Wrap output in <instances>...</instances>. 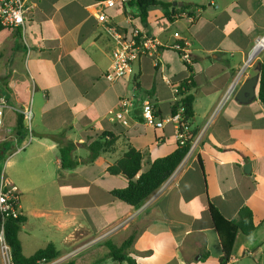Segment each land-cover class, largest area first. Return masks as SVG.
Here are the masks:
<instances>
[{"label":"crops","instance_id":"1","mask_svg":"<svg viewBox=\"0 0 264 264\" xmlns=\"http://www.w3.org/2000/svg\"><path fill=\"white\" fill-rule=\"evenodd\" d=\"M158 1L169 7L151 8L143 19L138 8L105 9L110 22L102 24L99 0H31L25 34L6 31L20 40L12 49L20 64L6 71L0 90L9 103L0 127V183L20 191L24 256L53 243L60 256L50 264H123L107 258L108 246L135 236L129 254L137 264H221L214 205L228 220L238 219L245 206L255 215L256 230L238 235L229 264L264 261L260 81L252 104L235 99L246 80L260 76L264 49L254 62L249 59L264 37V0ZM115 25L149 34L160 47L156 56L140 60L133 77L110 82L115 41L109 29ZM176 43L191 55L192 71L170 48ZM190 78L195 116L188 126L197 135L189 154L141 206L114 198L112 192L129 183L108 169L129 145L144 156L142 172L178 148L177 125L169 119L177 103L174 90ZM127 97L134 100L124 125L113 116ZM147 98L167 119L163 129L142 121ZM17 109L32 110L31 132L19 130ZM105 132L118 137L114 152L74 170L62 168V141L73 142L82 161L89 156L87 145Z\"/></svg>","mask_w":264,"mask_h":264},{"label":"trees","instance_id":"2","mask_svg":"<svg viewBox=\"0 0 264 264\" xmlns=\"http://www.w3.org/2000/svg\"><path fill=\"white\" fill-rule=\"evenodd\" d=\"M132 5L138 8L142 19L147 16V13L151 8L169 7L168 4L158 0H134ZM182 9H186V7L184 6ZM7 30L9 29H6L0 22V34ZM18 30L17 35L22 37L21 29ZM125 31L128 32L127 29H125ZM188 68L192 71L190 66ZM194 87L195 82L192 78L183 82L179 86L178 95L180 100L177 101L173 107L174 116L178 114L181 108H184L185 111L182 114V117L188 124L193 121L195 116V97L190 93ZM259 100L264 107V60L260 63ZM25 129L26 126L24 116L20 115L19 130L25 131ZM196 135L197 132L190 133L189 137L183 144L180 142L178 143V148L171 155L156 160L147 172H142L144 163L143 154L136 150L133 146L129 145L127 151L122 155V157L108 169L111 175L125 176L129 183L126 188L114 190L112 192V196L132 207L141 206L176 172L192 149ZM117 141L118 137L113 133H103L87 145L89 156L82 161H79L78 157L75 156V152L77 150L76 145L73 142L64 143V141H62L59 145L62 168L65 170H74L80 165L93 164L102 155L114 152ZM210 212L214 227L222 243L223 256L221 258V264H229L238 235L242 234L244 236H250L256 230L254 212L251 208L245 206L240 210L238 219L236 220L226 219L214 205L210 206ZM25 221L26 219L20 216L17 219L10 218L6 222L5 237L11 248L14 264H38L43 260L51 262L59 258L60 253L53 243L49 244L46 248L39 250L31 257L24 256L22 245L19 240V232ZM134 241L135 236H132L120 247L109 244L108 247L110 252L107 258H111L115 262L123 264H137L136 260L129 254ZM104 261L105 259H100L93 264H101Z\"/></svg>","mask_w":264,"mask_h":264},{"label":"built area","instance_id":"3","mask_svg":"<svg viewBox=\"0 0 264 264\" xmlns=\"http://www.w3.org/2000/svg\"><path fill=\"white\" fill-rule=\"evenodd\" d=\"M134 0H101L99 5L102 10L98 15V21L102 24L110 22L105 9H113L116 7H122L125 13L137 8L132 5ZM31 0H0V22L9 30L21 29L25 34L26 17L30 10L29 3ZM128 17L132 19L133 15L128 14ZM122 26H112L109 31L112 38L115 41V46L112 52V64L109 72L106 75V79L110 82H116L131 78L136 73V66L140 60L145 56H156L159 51L158 42L153 39L149 34H146L138 29L132 28L125 31ZM174 51L178 52L184 63L189 67L192 65V57L186 51V48L181 43H176L170 47ZM264 49V37L260 39L254 48L253 53L256 50ZM250 56L249 63L253 60ZM176 93V100L179 101V88L174 90ZM134 97H127L121 100V111L113 116L114 120H121L124 125H128V120L123 118V114L127 112L132 106ZM9 107L7 97L0 98V127L3 125V110ZM184 108H181L177 115H173L169 121H173L177 125V137L180 143L189 137L190 130L188 123L184 121L182 114ZM20 115L24 116L25 126L27 130H32L33 112L31 109L21 110L17 109ZM142 121L150 127L156 129H163L167 119L161 118L158 114V110L154 102L147 98L142 103L141 115ZM25 147L19 149L23 150ZM20 205V191L18 187L8 185L4 180L0 183V251L5 264H14L12 259L11 248L8 245L5 237L6 222L10 218H19L21 216L19 211ZM45 260L38 264H50Z\"/></svg>","mask_w":264,"mask_h":264},{"label":"rangeland","instance_id":"4","mask_svg":"<svg viewBox=\"0 0 264 264\" xmlns=\"http://www.w3.org/2000/svg\"><path fill=\"white\" fill-rule=\"evenodd\" d=\"M19 41L20 40L17 37L9 38L8 33L6 31L0 34V90L1 88H4V84L6 83L3 77L6 71H10L11 67H16L17 62L20 64L18 56H16V52L12 50L13 46L17 45ZM256 59L257 57L254 58L252 62H254ZM2 263L5 264L3 258ZM260 263L263 264L264 261L262 260Z\"/></svg>","mask_w":264,"mask_h":264},{"label":"water","instance_id":"5","mask_svg":"<svg viewBox=\"0 0 264 264\" xmlns=\"http://www.w3.org/2000/svg\"><path fill=\"white\" fill-rule=\"evenodd\" d=\"M180 5H182V3H180ZM261 53V50H256L253 55H252V60L256 57L259 56V54ZM260 68V65H259ZM260 81V76L256 75L248 80H246L240 90L238 91V93L236 94V101L238 103H240L241 105H250L252 104L256 98H257V86L259 84ZM251 164H247L245 166V172L246 173H250L251 172Z\"/></svg>","mask_w":264,"mask_h":264}]
</instances>
